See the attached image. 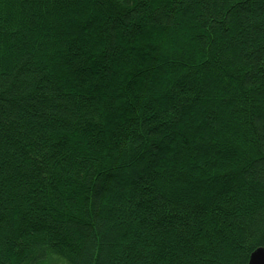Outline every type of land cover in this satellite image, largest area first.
Instances as JSON below:
<instances>
[{
  "label": "trees",
  "instance_id": "obj_1",
  "mask_svg": "<svg viewBox=\"0 0 264 264\" xmlns=\"http://www.w3.org/2000/svg\"><path fill=\"white\" fill-rule=\"evenodd\" d=\"M263 247L264 0H0V264Z\"/></svg>",
  "mask_w": 264,
  "mask_h": 264
},
{
  "label": "water",
  "instance_id": "obj_2",
  "mask_svg": "<svg viewBox=\"0 0 264 264\" xmlns=\"http://www.w3.org/2000/svg\"><path fill=\"white\" fill-rule=\"evenodd\" d=\"M259 249H261V248H259ZM259 249H257V250H259ZM253 253L250 256L248 264H264V255H259L257 257H253Z\"/></svg>",
  "mask_w": 264,
  "mask_h": 264
},
{
  "label": "rangeland",
  "instance_id": "obj_3",
  "mask_svg": "<svg viewBox=\"0 0 264 264\" xmlns=\"http://www.w3.org/2000/svg\"><path fill=\"white\" fill-rule=\"evenodd\" d=\"M259 255H264V247L259 249V250H256L254 253H253V257H257Z\"/></svg>",
  "mask_w": 264,
  "mask_h": 264
}]
</instances>
